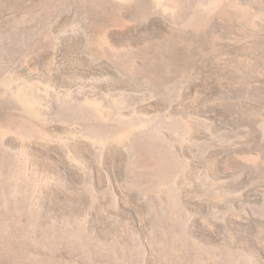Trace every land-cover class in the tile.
Returning <instances> with one entry per match:
<instances>
[{"label": "rangeland", "instance_id": "obj_1", "mask_svg": "<svg viewBox=\"0 0 264 264\" xmlns=\"http://www.w3.org/2000/svg\"><path fill=\"white\" fill-rule=\"evenodd\" d=\"M0 264H264V0H0Z\"/></svg>", "mask_w": 264, "mask_h": 264}]
</instances>
